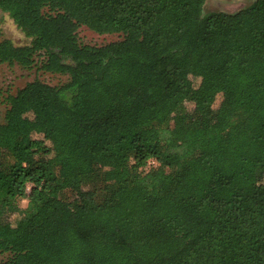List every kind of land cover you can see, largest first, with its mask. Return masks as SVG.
<instances>
[{"label":"trees","instance_id":"1","mask_svg":"<svg viewBox=\"0 0 264 264\" xmlns=\"http://www.w3.org/2000/svg\"><path fill=\"white\" fill-rule=\"evenodd\" d=\"M205 4L0 0V64L68 78L4 97L0 264H264V0Z\"/></svg>","mask_w":264,"mask_h":264},{"label":"rangeland","instance_id":"2","mask_svg":"<svg viewBox=\"0 0 264 264\" xmlns=\"http://www.w3.org/2000/svg\"><path fill=\"white\" fill-rule=\"evenodd\" d=\"M255 1L256 0H206L203 14L206 15L211 12L235 14L242 11ZM78 36L82 44L92 46H103L121 39L119 35H98L86 27L79 29ZM3 39H9L17 46H24L30 43L12 19L7 14L0 11V41ZM37 78L52 86L63 84L68 79L66 76H55L42 72L37 73L35 69L26 70L19 66L0 64V123L4 120L5 105L3 100L7 93H14ZM190 81H193L196 86L200 83V80H193L192 77ZM219 104L220 100L217 102L216 108ZM149 164L150 166L155 165L153 161ZM27 204V201H22L20 203L23 208H25ZM16 218V216H13L11 220H15ZM4 258V256H0V261Z\"/></svg>","mask_w":264,"mask_h":264}]
</instances>
